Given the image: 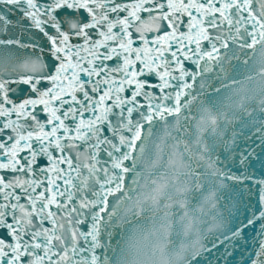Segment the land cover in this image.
I'll use <instances>...</instances> for the list:
<instances>
[{
  "label": "snow or ice",
  "instance_id": "snow-or-ice-1",
  "mask_svg": "<svg viewBox=\"0 0 264 264\" xmlns=\"http://www.w3.org/2000/svg\"><path fill=\"white\" fill-rule=\"evenodd\" d=\"M255 168L264 0H0V264H264Z\"/></svg>",
  "mask_w": 264,
  "mask_h": 264
},
{
  "label": "water",
  "instance_id": "water-1",
  "mask_svg": "<svg viewBox=\"0 0 264 264\" xmlns=\"http://www.w3.org/2000/svg\"><path fill=\"white\" fill-rule=\"evenodd\" d=\"M239 71L244 72L245 75L250 74V73H248L247 71H245L244 69H239ZM236 78L239 79L240 77L237 76ZM233 170H235V169H233ZM162 171H163V170H162ZM254 171H255V173H256V178H257V179L259 178V176H260L262 173H264V169H260V168H255ZM228 195H229V194H228L227 192H218V193H216V196H217V198H218L217 202H218L219 204L223 205V204L225 203V201H226ZM249 199H251V200H258V187H257V188L251 193V195L249 196ZM193 204L195 205V200H193ZM210 210H211L210 206H209V208L205 209L206 212H208V211H210ZM176 239H177V243H179V242H180V238H179V237H176ZM218 255H219V253H217V256H218Z\"/></svg>",
  "mask_w": 264,
  "mask_h": 264
}]
</instances>
